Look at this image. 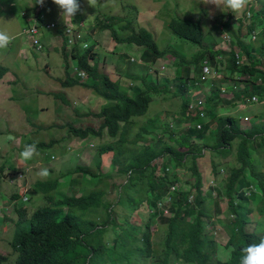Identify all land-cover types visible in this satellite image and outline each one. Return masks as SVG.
<instances>
[{
  "label": "trees",
  "instance_id": "obj_1",
  "mask_svg": "<svg viewBox=\"0 0 264 264\" xmlns=\"http://www.w3.org/2000/svg\"><path fill=\"white\" fill-rule=\"evenodd\" d=\"M39 6L34 8L35 12ZM43 11L44 6L33 19L45 28L48 23ZM247 11L250 19L245 23V15L243 20L247 25L240 22L238 36L229 35L239 49V64L233 49L207 45L201 21L178 18L169 24L178 37L201 47L190 60L177 50H160L147 29L127 32L120 37L114 25L122 23L123 19L107 17L102 27L111 32L118 44L142 48L141 59L147 64L143 65L141 75H126V88L121 85L123 73L114 81L101 69L97 43L89 41V32H78L80 37L74 38L73 44L62 23L40 32L36 38L41 50L44 45L39 36L45 31H49L48 41L53 30L64 41V85L89 88L111 105L86 114L101 121L98 127L60 125L68 127L72 133L73 138L66 137L68 142L74 137L82 140L92 137L102 142L94 153L88 154L91 160L88 165L79 164L63 176L34 184L35 191L43 195L45 205L30 214L28 208L18 205L20 193L14 192L9 197L16 201L15 209L19 214L13 240L17 252L15 264H239L242 249L259 243L264 237V7L256 10L250 5ZM229 27L230 24H226V28ZM244 28L248 30L247 36L242 33ZM120 30L128 31V24ZM172 58H180L182 64L176 68L175 80L166 78L165 88H160L156 64ZM206 58L212 60L220 73L210 84L211 93L204 92L208 103L202 106L196 104V97L188 91L191 86L192 92L201 91L202 65ZM129 62L135 63V60L129 59ZM74 65L85 72V78H80L76 71L79 78L72 77L70 71ZM192 65L194 73L190 71L185 79L184 69ZM9 71L0 66V80ZM220 78L223 82H217ZM136 83L139 87H133ZM172 84L177 86L175 91L171 90ZM223 89L232 92V97H222ZM152 94L180 99L177 127L175 121L172 123L175 115L172 112H169L172 113L170 123L155 117L146 119L145 123L138 122L146 115ZM254 96L260 98L259 103H251ZM55 97L68 104L61 94ZM237 106L256 111L255 118L262 119L243 128L242 115L219 113L220 108L227 112ZM136 126L139 131L130 139ZM57 142H42L39 146ZM66 146L68 153L70 144ZM207 152L221 156L217 162L213 160L211 176L217 180L221 168L226 169L229 176L227 184L217 182L208 192L201 165ZM229 157L232 163L231 159L226 160ZM158 158L161 159L160 174L154 179V161ZM106 162L117 167L114 173L105 174ZM171 166L175 167L173 173ZM10 169L7 163L0 165V189L11 176ZM185 169L187 179L183 180L181 173ZM13 172V178L24 174L18 168ZM116 178L123 181L117 184ZM66 189H73L72 193L66 191L60 196ZM6 213L2 209L0 215ZM219 221L223 223L222 228ZM154 225L165 227V245L159 253L153 249ZM223 239H226L224 245ZM222 245L229 251L225 260L219 257ZM4 258L6 256L0 255V264Z\"/></svg>",
  "mask_w": 264,
  "mask_h": 264
},
{
  "label": "rangeland",
  "instance_id": "obj_2",
  "mask_svg": "<svg viewBox=\"0 0 264 264\" xmlns=\"http://www.w3.org/2000/svg\"><path fill=\"white\" fill-rule=\"evenodd\" d=\"M80 2L81 10L77 12L73 19L65 18L63 20L62 10L53 3V0H45L43 4L45 21L48 24L62 23L65 26L79 30L82 34L89 32L87 36L89 41L97 43V61L101 69L106 73L108 72L114 81L123 72L125 75L121 84L123 88H126L124 84L128 83L126 75H141L145 69L144 66H147V64H144L141 60L140 47L127 43L118 44L112 37L111 32L102 27V21L107 17L123 19L122 23H115L114 25V29L119 32L120 37L127 34V32L131 34L138 32L141 28L147 29L153 34L160 50H177L185 58L192 60L194 54L201 47L178 37L169 27L172 20L183 18L197 22L201 21L206 31L208 46L219 45V48L225 50H235L238 48L231 42L229 35H231V38L238 36L240 22L244 26L247 25L244 24L243 20L245 15L247 18L245 23L250 19L247 11L250 5L255 6L256 10H261L264 7V0H252L246 10L237 13H233L224 7L218 9L211 4L205 5L201 3V0H101V6L97 9L90 7L87 0H80ZM38 5L35 0H0V31L6 32L11 37L9 45L0 49V66L7 67L10 70L5 78L0 80V165L7 163L11 167L9 173L11 176L15 175L13 171L17 168L24 173L23 181L13 185L15 182H12L13 178L10 176L9 179L3 182L0 189V207L4 212H7L5 215H0V255L6 256L1 264H15L14 260L17 256L13 240L18 226L19 214L15 209L16 201L11 200L9 197L14 192L20 193L22 197L18 205L28 208L30 214L45 205L43 195L35 191L34 184L38 181L54 180L63 176L70 169L72 171L79 164L88 165L91 162L88 154L94 153L97 145L102 142L101 139L92 137L83 140L74 137L73 140L68 142L66 137L73 138L70 136L72 133H70L68 127H60V125L71 123L82 127L89 125L98 127L101 121L86 114L99 112L102 108L111 105L89 88L81 85H64L66 79V62L62 52L64 41L62 37L58 38L54 34L55 30L51 31L49 41L47 35L49 31H45L44 34L39 36L44 45L43 50L34 47L33 38L25 34L24 30L28 28L29 22L36 14L34 8ZM76 22L80 23L76 25ZM228 23L230 27L226 28ZM80 24H83V26ZM126 24H128V31L122 32L120 29ZM91 30H94V32ZM242 33L246 35L248 30L244 28ZM128 57L136 62L130 63ZM116 58L119 59L118 62H116ZM174 60L178 61L174 63ZM162 63H164L166 69L160 68ZM180 64H182L180 58L158 61L156 69L159 71L160 88H165L164 81L166 78L175 80L176 68ZM194 70L193 65L185 67L183 74H188L190 71L193 74ZM70 72L73 78H79L72 68ZM218 73L220 71L216 70L213 79L216 78ZM213 79L206 83L208 85L204 88V91H201L203 95L197 99L196 104L204 106L205 103H208L204 92L211 93L212 86L210 84ZM222 79H218L217 82H223ZM134 86L139 87V83L133 84ZM171 87L173 91L177 88L174 84ZM189 93L194 94L193 96L196 97V92H192V87L189 88ZM231 93L223 89L221 96L230 98L232 97L229 96ZM56 94L64 96L68 104L66 105L62 99L56 98ZM151 96L152 101L149 104L147 113L144 117L138 119V122L145 123L146 119L155 117L170 123V117L172 113H175L172 116V123L175 121L177 127L180 117L176 116V113L180 110V99L173 100L171 96L167 99V96L164 95L152 94ZM239 107L237 106L227 112L221 111L220 108L219 113L220 115H242L244 119L243 128L259 123L262 119V117L255 118L256 111ZM138 131L139 127L136 126L133 132L130 133L129 138H133L135 132ZM53 140H58V142L54 145L39 146L42 142L51 143ZM31 143L37 144L39 156L34 157L32 161L23 162L20 153L26 144ZM67 143L70 144V148L67 150L68 153L65 152ZM234 145H237V141L234 142ZM53 155L54 158H52ZM253 158L258 161L255 154H253ZM220 159L219 154L210 152H207L206 157L201 159L206 192L209 191L211 186H216L217 182L222 181V185L228 183L229 176L224 168H221L217 180L211 176L213 160L217 162ZM229 159L231 157L226 160ZM232 161L231 159L230 162L232 163ZM154 163L156 171L153 178L155 179L160 174L161 159H156ZM45 167L49 170L50 175L47 179H41L37 173ZM116 169V166L106 162L104 172L106 175H110ZM170 172H175L174 166H171ZM186 174L185 169L181 173L183 180L187 179ZM121 181L123 180L116 178L117 184H120ZM72 190L66 189L60 193V196L64 195L66 191L71 194ZM140 196L143 197V193ZM24 197L27 199L26 202H24ZM110 198L113 197L110 196ZM167 215L170 216V214ZM5 216L10 217V220H6ZM250 217L253 218L254 216L251 215ZM218 224L222 228L223 223L219 221ZM152 230L153 249L159 253L165 245V227L160 228L159 225L157 227L154 225ZM226 239H223V245ZM223 245L219 257L225 260L229 251Z\"/></svg>",
  "mask_w": 264,
  "mask_h": 264
},
{
  "label": "clouds",
  "instance_id": "obj_3",
  "mask_svg": "<svg viewBox=\"0 0 264 264\" xmlns=\"http://www.w3.org/2000/svg\"><path fill=\"white\" fill-rule=\"evenodd\" d=\"M252 0H201L205 5H214L216 8L221 7L229 9L233 13L242 12L246 10ZM36 4L43 5L45 0H35ZM53 3L61 9V16L71 18L81 10L79 0H53ZM87 4L97 9L101 6V0H87ZM11 42V37L4 31H0V49L6 48ZM39 156L36 143L26 144L23 151L20 153V158L23 162L32 161L34 157ZM37 175L41 179H47L50 175L49 170L41 168ZM239 264H264V237H262L258 244H251L242 249V255Z\"/></svg>",
  "mask_w": 264,
  "mask_h": 264
},
{
  "label": "built area",
  "instance_id": "obj_4",
  "mask_svg": "<svg viewBox=\"0 0 264 264\" xmlns=\"http://www.w3.org/2000/svg\"><path fill=\"white\" fill-rule=\"evenodd\" d=\"M43 10V6H39L37 13H41ZM248 17H250V13H248ZM81 26H83V24H80ZM51 28H55V24H48L46 25V27L44 28L43 25H41L39 22H36V19H32L30 21V24L28 26L27 29L24 30V33L31 36L33 38V44L39 49L41 50V46L39 43V40L36 38L41 31H44L45 29L50 30ZM65 32L70 35L71 41L70 43L73 44L74 43V38L80 37L81 33L79 30L72 28V27H68L65 26ZM79 32V33H78ZM78 33V36H77ZM256 39V34L253 33V40ZM236 58H237V64L241 63V59H240V52L239 49H235L234 50ZM221 57H218V59H220ZM203 74H202V78H201V84H206L208 83L211 79H213L214 75L216 74V69L215 66L212 64V60L209 58H206L203 62ZM161 69H165L164 66H161ZM74 71L79 73V77L80 78H85V72H83V70L79 69L78 66L74 65L73 68ZM260 102V98L258 96H254L251 99V103L255 104V103H259ZM194 105H192L193 107ZM246 120V119H245ZM13 178V177H12ZM24 180V175L23 174H19L18 176H14L12 182H15L13 185L19 183V181H23ZM175 189V188H173ZM25 201H27L26 198H24ZM2 213V209L0 208V214Z\"/></svg>",
  "mask_w": 264,
  "mask_h": 264
},
{
  "label": "crops",
  "instance_id": "obj_5",
  "mask_svg": "<svg viewBox=\"0 0 264 264\" xmlns=\"http://www.w3.org/2000/svg\"><path fill=\"white\" fill-rule=\"evenodd\" d=\"M141 49V51H140V57H141V54H142V48H140ZM118 58H116V62H118ZM142 60V59H141ZM136 62V61H135ZM169 69V68H168ZM185 70V69H184ZM121 73H123V72H121ZM121 73H120V75H121ZM120 75H118V77H120ZM117 77V78H118ZM188 78V75L187 74H185V79H187ZM187 83H188V80H185ZM175 82V81H174ZM212 82V81H211ZM175 85V84H174ZM208 84H203L201 87H202V89H201V91L207 86ZM192 87V86H191ZM242 88V87H241ZM240 89V88H239ZM201 91H199V92H196V99H198L200 96H202L203 95V93L201 92ZM189 92V91H188ZM201 92V93H200ZM205 95V94H204ZM206 96V95H205ZM229 96H232V93L229 95Z\"/></svg>",
  "mask_w": 264,
  "mask_h": 264
},
{
  "label": "bare ground",
  "instance_id": "obj_6",
  "mask_svg": "<svg viewBox=\"0 0 264 264\" xmlns=\"http://www.w3.org/2000/svg\"><path fill=\"white\" fill-rule=\"evenodd\" d=\"M86 27V26H85Z\"/></svg>",
  "mask_w": 264,
  "mask_h": 264
}]
</instances>
